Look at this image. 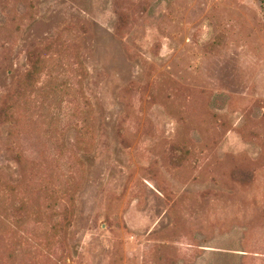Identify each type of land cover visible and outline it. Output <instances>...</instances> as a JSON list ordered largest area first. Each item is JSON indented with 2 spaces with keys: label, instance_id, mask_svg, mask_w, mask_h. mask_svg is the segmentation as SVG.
Returning <instances> with one entry per match:
<instances>
[{
  "label": "rangeland",
  "instance_id": "rangeland-1",
  "mask_svg": "<svg viewBox=\"0 0 264 264\" xmlns=\"http://www.w3.org/2000/svg\"><path fill=\"white\" fill-rule=\"evenodd\" d=\"M0 264H264V0H0Z\"/></svg>",
  "mask_w": 264,
  "mask_h": 264
}]
</instances>
